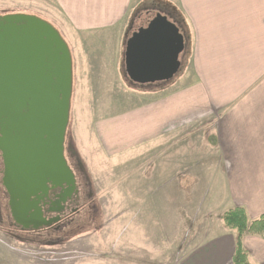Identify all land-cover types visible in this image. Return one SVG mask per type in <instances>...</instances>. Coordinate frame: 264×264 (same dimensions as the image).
<instances>
[{"label":"rangeland","instance_id":"rangeland-1","mask_svg":"<svg viewBox=\"0 0 264 264\" xmlns=\"http://www.w3.org/2000/svg\"><path fill=\"white\" fill-rule=\"evenodd\" d=\"M188 2L147 0L131 17L132 22L138 13L159 10L177 30V38H182L177 73L165 83L152 85L129 83L116 75L117 31L105 33L114 24L99 22V28L83 34L75 30L57 0H0V17L31 15L45 19L65 41L72 70L74 59L77 66L83 65L77 76L72 73L68 139L84 171L80 214L62 232L31 236L16 231L9 225L7 199L0 192V264H187L191 255L202 264H223L229 258L235 235L222 220L229 210L223 204L226 191L214 158L205 147L211 139L202 138L212 130L195 133L187 141L190 126L151 142L145 135L136 144L123 143V151L116 155L106 150L105 140L98 133L102 124L124 117L127 110L164 98L138 91L165 85V90L174 91L191 82L192 33L185 14ZM114 21L119 24L121 19ZM185 70L191 75L174 87ZM209 120L203 121L204 127ZM176 137L185 139L180 143ZM198 139L205 142L200 145ZM179 152H183L180 164L186 165L184 169L192 165L190 172L175 171ZM246 252L255 264L254 256Z\"/></svg>","mask_w":264,"mask_h":264},{"label":"crops","instance_id":"crops-1","mask_svg":"<svg viewBox=\"0 0 264 264\" xmlns=\"http://www.w3.org/2000/svg\"><path fill=\"white\" fill-rule=\"evenodd\" d=\"M57 1L77 32L89 33L92 28H99V22L115 25L105 33L117 31L114 71L117 76H125L122 71L125 34L131 17L147 0ZM175 6L180 8L177 3ZM185 6L192 33L191 82L174 91L165 90V84L150 90L147 94L164 98L127 110L124 117L102 124L98 133L105 140L106 150L116 155L123 151V143L136 144L145 135L151 142L190 126L187 141L188 137L212 130L207 132V139L202 138L211 139L205 147L214 158L220 184L226 191L227 203L223 204L228 209L244 208L248 218L254 220L264 214V0H189ZM116 18L121 19L119 24L115 23ZM73 62L72 73L77 76L83 65L77 66L75 59ZM191 74L185 70L173 83L174 87ZM123 89L136 92L133 88ZM206 118L210 120L204 127ZM185 137L176 140L181 139L182 143ZM198 142L202 145L205 141L198 139ZM182 154H177L179 163L175 171L190 172L192 165L184 169L186 165L180 164ZM243 245L254 256L255 264H264V239L246 235ZM233 248L223 264H231ZM185 263L202 264V261L191 255Z\"/></svg>","mask_w":264,"mask_h":264},{"label":"water","instance_id":"water-1","mask_svg":"<svg viewBox=\"0 0 264 264\" xmlns=\"http://www.w3.org/2000/svg\"><path fill=\"white\" fill-rule=\"evenodd\" d=\"M0 20L2 184L13 222L23 230H37L54 221L43 219L30 198L45 194L47 183L75 187L63 157L71 56L58 31L42 19L9 15ZM176 32L159 12L146 11L135 18L124 44V63L132 81L171 79L183 49Z\"/></svg>","mask_w":264,"mask_h":264},{"label":"flooded vegetation","instance_id":"flooded-vegetation-1","mask_svg":"<svg viewBox=\"0 0 264 264\" xmlns=\"http://www.w3.org/2000/svg\"><path fill=\"white\" fill-rule=\"evenodd\" d=\"M39 18L50 24L45 19L41 17ZM123 62H124V58H123ZM123 71H125V73L127 74L125 63H123ZM123 78L129 80V76H123ZM162 82L165 81L162 80ZM156 84L157 82L154 83V85ZM68 134H69V129L67 128L63 143V157L66 162V165L70 168L72 174L74 175L75 187L74 189H70L66 186L58 187V186H53L51 183H47L46 185L47 191L45 194L38 193L37 195L30 198V201L34 203V207L40 211L41 217L43 219H45L46 221H54L49 225L41 226L37 230H33L31 227L28 230H23L20 225H17L13 222L10 216L9 207H8V196L2 184L4 166L0 154V192L7 199V207L10 217L9 225H11L16 231L21 232L22 234L36 236L41 234L42 232H50V231L62 232L67 227H69L72 223V220L78 214H80V210H81L80 199L82 198L81 194L83 193L81 179H84V176L81 174H83L84 171L79 165L78 160L75 158L74 153H72V148L71 145L69 144ZM88 196H90V194ZM56 202H60V205H57Z\"/></svg>","mask_w":264,"mask_h":264},{"label":"trees","instance_id":"trees-1","mask_svg":"<svg viewBox=\"0 0 264 264\" xmlns=\"http://www.w3.org/2000/svg\"><path fill=\"white\" fill-rule=\"evenodd\" d=\"M222 220L235 235L232 264H253L249 261L247 252L242 245V237L245 234H250L264 239V214L250 220L244 208L234 207L223 214Z\"/></svg>","mask_w":264,"mask_h":264},{"label":"bare ground","instance_id":"bare-ground-1","mask_svg":"<svg viewBox=\"0 0 264 264\" xmlns=\"http://www.w3.org/2000/svg\"><path fill=\"white\" fill-rule=\"evenodd\" d=\"M71 91H72V83H71Z\"/></svg>","mask_w":264,"mask_h":264}]
</instances>
